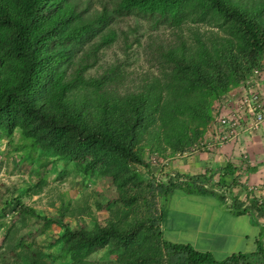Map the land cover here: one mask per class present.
Returning <instances> with one entry per match:
<instances>
[{"label": "trees", "instance_id": "obj_1", "mask_svg": "<svg viewBox=\"0 0 264 264\" xmlns=\"http://www.w3.org/2000/svg\"><path fill=\"white\" fill-rule=\"evenodd\" d=\"M121 17L134 23L124 30L117 26ZM140 22L170 31L168 41L147 40L157 48L158 70L135 86L118 64L88 75L104 47L143 36ZM263 53L264 0H0V137L22 161L37 156V174L61 162L82 180L107 176L122 204L104 225L73 229L62 213L48 217L19 196L5 199L0 216L14 203L23 220L32 217L44 229L54 223L61 231L51 252L21 236L17 257L1 264L238 263V255L216 261L165 241L159 219L137 214L145 198L141 185L151 193L153 185L135 166L149 170L146 150L173 154L200 141L214 102L250 75ZM173 179L157 192L167 195L187 181ZM45 181L40 177L38 190ZM185 184L204 191L202 184Z\"/></svg>", "mask_w": 264, "mask_h": 264}, {"label": "rangeland", "instance_id": "obj_2", "mask_svg": "<svg viewBox=\"0 0 264 264\" xmlns=\"http://www.w3.org/2000/svg\"><path fill=\"white\" fill-rule=\"evenodd\" d=\"M93 4L94 6L98 5L96 1ZM117 21H119L117 26L124 30L134 23L132 17H121ZM139 25L138 33L143 34L141 38L134 40L128 36L126 41L124 38L123 42L119 39L115 44L104 47L100 51L98 63L91 67L87 74L97 76L107 70L108 66L118 64L127 76L125 79L127 85L135 86L134 83L138 84L141 78L155 73L158 70L154 61L157 48L152 44H147L148 37L156 35L168 41L170 31L165 28L151 30L145 22H140ZM121 43L126 44V50L123 49ZM164 45H167L165 41ZM223 97L225 98L224 95ZM217 101L214 102V105ZM13 137L14 141L18 139V131L14 133ZM200 141L203 142V137ZM193 146L187 151L173 154L167 152L166 155L145 151V160L149 165V170L142 166H135V168L142 175L144 182L153 185V191L151 193L143 187L146 186L145 183L141 185L142 191H139L145 198L138 200L136 209L138 215L142 214L147 217L150 214L156 219L160 218V210L165 205L166 194L158 193L156 186L166 184L173 179L171 173L166 172V170L169 171V166L165 167L167 159L189 152ZM35 158L37 156L32 161L26 158L25 161H22L21 152L12 150L7 140L0 137V204L5 199L19 196L24 205L33 207L48 217H57L58 213H62L64 215L63 222L70 224L73 229H90L94 225L93 222L104 225L107 217L113 214V210L118 211L122 207L117 197V191L107 176L100 175L97 178L82 180L71 165L63 168L61 162H58L57 166L51 164L43 173L37 174ZM61 171L63 173H60ZM42 176H45L46 181L41 190H38L37 187ZM179 183L180 186H185V183ZM68 202L69 204H67ZM168 203L169 201L166 200L165 211L168 209ZM13 207H15L14 203L6 210L4 216H0V223H4L0 224V264L3 258L9 259L11 262L17 257L15 253L20 248L16 247V241L21 236L26 237L28 241L34 240L37 245L44 248V251L51 252L57 249V245L52 242L61 231L59 225L52 223L44 229L42 223L32 217H26L27 219L23 220L22 214ZM88 210H90V214L86 213ZM162 235L166 239L164 233ZM103 251L104 249H101L93 253L91 259L100 258Z\"/></svg>", "mask_w": 264, "mask_h": 264}, {"label": "crops", "instance_id": "obj_3", "mask_svg": "<svg viewBox=\"0 0 264 264\" xmlns=\"http://www.w3.org/2000/svg\"><path fill=\"white\" fill-rule=\"evenodd\" d=\"M216 130L212 120L203 136L209 147L167 159L173 180L202 184L204 191L180 186L166 195L159 218L162 237L210 253L216 261L238 255L233 264H264V122L212 148Z\"/></svg>", "mask_w": 264, "mask_h": 264}, {"label": "built area", "instance_id": "obj_4", "mask_svg": "<svg viewBox=\"0 0 264 264\" xmlns=\"http://www.w3.org/2000/svg\"><path fill=\"white\" fill-rule=\"evenodd\" d=\"M224 96L217 101V106H213L217 130L210 142L212 148L215 144L237 139L242 132H253L264 122V53L250 75ZM220 101L223 104H219ZM207 146L209 143L206 145L204 141H199L191 150Z\"/></svg>", "mask_w": 264, "mask_h": 264}]
</instances>
